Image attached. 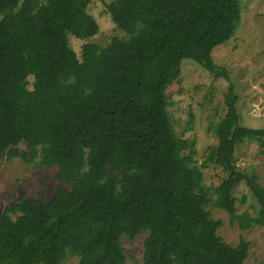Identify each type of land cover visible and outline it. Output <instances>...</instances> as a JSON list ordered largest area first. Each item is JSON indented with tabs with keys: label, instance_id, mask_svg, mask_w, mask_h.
I'll list each match as a JSON object with an SVG mask.
<instances>
[{
	"label": "trees",
	"instance_id": "trees-1",
	"mask_svg": "<svg viewBox=\"0 0 264 264\" xmlns=\"http://www.w3.org/2000/svg\"><path fill=\"white\" fill-rule=\"evenodd\" d=\"M92 1L0 0V161L57 166L71 184L52 197L22 193L0 212V264H126L121 238L144 231L140 264H244L251 242L225 241L208 209L242 231L264 228V185L238 162L244 141L264 148V128L241 123L236 86L213 57L236 31L240 0H113L106 9L122 35L105 45L93 40ZM69 34L84 41L80 55ZM186 60L229 82L231 124L214 125L221 138L202 162L171 111ZM211 163L224 175L210 189ZM241 184L254 213L237 211L248 201Z\"/></svg>",
	"mask_w": 264,
	"mask_h": 264
},
{
	"label": "rangeland",
	"instance_id": "rangeland-1",
	"mask_svg": "<svg viewBox=\"0 0 264 264\" xmlns=\"http://www.w3.org/2000/svg\"><path fill=\"white\" fill-rule=\"evenodd\" d=\"M113 0L92 1L88 11L100 24L99 33L93 40L99 44H108L114 36L122 35L112 22L107 12V3ZM241 19L233 37L213 51L217 64L227 68L239 95L237 102L241 123L245 126L264 128V0H240ZM70 44L78 55L84 41L69 34ZM182 75L169 87L173 105L172 116L175 127L182 134L188 151L193 150L195 158L202 162L212 145L220 138L213 132L214 125L231 124L225 121L227 112L225 93L229 82L225 78H215L212 73L194 61L186 60ZM33 80V77H30ZM191 113L193 116H191ZM23 150L27 149L21 143ZM238 162L241 167L254 171L259 175V182L264 185V148L258 142L247 140L238 148ZM224 175L223 170L211 163L206 168L208 188L217 185ZM59 187L70 189L71 184L58 177L57 166L39 167L35 162L26 163L20 157L8 158L6 155L0 161V212L17 197L26 193L37 197L41 193L52 197ZM238 198L248 195L245 203L237 202V211L249 210L254 213L255 201L248 187L241 184L238 187ZM214 218H221L222 226L218 233L232 245H237L242 237L251 242L249 256L244 264L264 263V228L256 225L252 229L242 231L237 222L230 221V215L224 209L213 204L208 206ZM148 232L144 231L135 238L123 236L121 243L129 258L126 264H140L144 255V240ZM67 264H79L77 256L70 257Z\"/></svg>",
	"mask_w": 264,
	"mask_h": 264
}]
</instances>
